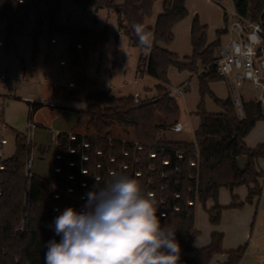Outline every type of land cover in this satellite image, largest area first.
I'll return each instance as SVG.
<instances>
[{
    "label": "trees",
    "instance_id": "16d2710c",
    "mask_svg": "<svg viewBox=\"0 0 264 264\" xmlns=\"http://www.w3.org/2000/svg\"><path fill=\"white\" fill-rule=\"evenodd\" d=\"M73 1L118 14L120 26L132 45L142 50L138 72L158 80L157 94L149 100L140 95L142 102L138 104L135 94L122 96L96 89L95 82L84 72L85 62L89 54L103 52L107 33L59 23L61 0H0V18L6 23L8 42L15 33H24L27 10L46 7L40 22L44 24L46 19L51 38L65 36L69 64L76 69L74 86L65 90L62 99L83 104L76 110L75 126L56 135L51 180L31 170L27 173L32 148L27 134H18L14 154L0 159V264H45L46 243L60 239L49 227L54 218L66 207L84 210L86 193L96 183L95 176L107 181L114 171L138 177L145 189L154 193L162 225L170 224L176 230L175 239L181 249L178 264H208L221 253L227 254L222 264H240L248 243L225 250L223 232H212L211 242L204 247L194 245L199 233V203L208 210L210 222L218 225L225 209L242 208L245 204L234 194L231 204L222 205V188L233 191L248 187L246 202H253L262 194L264 169L259 161L264 160V143L250 147L245 140L257 122L264 120L262 104L256 99L244 100L245 116L241 118L231 95L219 98L210 88L212 81L222 79L216 51L222 43L221 35L227 33L226 27L219 29L218 38L208 43L207 25L196 16L191 30L193 53L181 58L165 45L174 40V26L188 14L187 0H163V11L154 25L147 19L155 0ZM232 1L246 19H264V0ZM137 23L144 25L151 42L148 53L133 30ZM36 37L35 31L34 46ZM172 66L190 70L200 81V124L192 141L171 137V127L181 115L168 77ZM206 94L212 96L220 111L205 109ZM40 151L45 154L47 148L40 147ZM242 156L248 157L244 170L238 164ZM209 202L213 204L207 208Z\"/></svg>",
    "mask_w": 264,
    "mask_h": 264
},
{
    "label": "rangeland",
    "instance_id": "374dc122",
    "mask_svg": "<svg viewBox=\"0 0 264 264\" xmlns=\"http://www.w3.org/2000/svg\"><path fill=\"white\" fill-rule=\"evenodd\" d=\"M187 6L188 15L180 20L178 25L176 24L174 40L169 44L177 49L180 57H184L186 54L191 56L193 53L191 30L194 18L197 16L202 24L207 25V40H216L219 28L226 27V12L234 6V3L232 0H187ZM162 7L163 0H155L153 12L147 19L150 25L155 24ZM46 10L43 5L27 10L24 33H15L10 42L7 41L6 23L0 18V40L4 43L3 46H0V73L4 72L6 75L5 80L0 79V117H2L0 118V140L2 138L7 140V144L1 149L3 155L0 156V159L14 154L17 135L27 134L28 122L34 118L31 112V104L24 97L33 98L42 104L54 101L59 102L58 105L69 104L77 108L83 105L66 102L62 99V96L66 94L65 90L71 88L68 87V82L73 80L76 69L73 70L69 64L68 45L65 36H55L56 42L52 43L51 37L48 35L46 19H44V24L40 22L41 13ZM58 21L64 25L107 33V43L103 52L101 54L98 52L89 54L85 62L84 72L88 78L95 82L96 89L99 88L102 91L122 96L140 94L147 100L153 99L157 94L155 87L158 80L147 74L138 73L137 67L141 49L130 43L128 35L120 26L119 16L116 12L106 8L96 10L90 5H82L73 0H61ZM188 24L189 27L187 28L190 29V35L186 41L188 29H185V26ZM35 31L37 35L36 47L33 38ZM228 37L227 33L221 35L222 43ZM186 50L189 53H186ZM60 60H65L68 64L61 65ZM191 74L192 72L188 69L180 70L174 66L170 67L168 71L171 91L182 82L186 80L189 82L188 90L183 95L179 96L173 93L181 107L182 122L187 125L184 132L171 135V137L178 139L183 137L194 139L195 130L198 129L200 123L197 114L198 106L202 102L200 81L195 73H193V77ZM57 85L58 87H55ZM146 88L151 90L148 92L149 94H144ZM210 88L219 98H226L230 94L228 83L224 78L212 81ZM241 95L245 101L255 99L256 90L252 81H245ZM43 107L51 109L49 110L52 111L49 112L50 114L64 109L62 106L49 108L43 105ZM204 107L209 112L221 110V107L209 94L204 97ZM262 108L264 113V104ZM49 113L46 112L48 117H50ZM2 122L6 125L2 126ZM47 126L50 127V125ZM260 128L264 129V121L261 122L256 131ZM45 136L43 141H38L37 138L35 141V137H33L32 152L35 159L32 163V170L51 180L54 173L56 153L54 142L56 139L54 138L56 136L54 137L51 131ZM34 142H37L38 145L35 146ZM40 142L46 144L44 145L47 148L45 154L40 151ZM245 187L240 186L233 191L226 187L222 188L219 193L220 202L223 204L232 202V196L235 194L243 197L245 201L244 206L238 208L239 210H244L247 206L255 208L256 202H246L247 195L245 197L244 195L247 189ZM212 204V202L207 203V208H210ZM229 209L231 208L225 210ZM255 221L256 216L254 215L248 227L247 235L249 237L252 235ZM196 226L199 233L195 239V246H200L202 239L211 237V231L217 229L210 222L208 210L200 203L196 207Z\"/></svg>",
    "mask_w": 264,
    "mask_h": 264
},
{
    "label": "clouds",
    "instance_id": "9594fccd",
    "mask_svg": "<svg viewBox=\"0 0 264 264\" xmlns=\"http://www.w3.org/2000/svg\"><path fill=\"white\" fill-rule=\"evenodd\" d=\"M133 30L150 51L144 25L133 24ZM95 181L84 210L66 207L49 226L60 239L46 243L45 264H178L176 230L162 225L154 193L124 172L103 182L96 175Z\"/></svg>",
    "mask_w": 264,
    "mask_h": 264
},
{
    "label": "built area",
    "instance_id": "2783aa9c",
    "mask_svg": "<svg viewBox=\"0 0 264 264\" xmlns=\"http://www.w3.org/2000/svg\"><path fill=\"white\" fill-rule=\"evenodd\" d=\"M220 1V0H218ZM226 29L229 35L228 39L218 47L216 53V65L220 76L224 78L230 88V93L235 103L239 117L245 116L244 99L241 95L242 87L246 80L253 82L256 90V101L264 104V19L259 22H252L243 17L236 9L235 5L226 12ZM51 42H56L55 38H51ZM4 45L0 40V46ZM78 47H81L78 44ZM61 65H65L66 61L61 60ZM0 79L5 80L4 72L0 73ZM74 83L69 82L68 87H73ZM55 87H58L55 86ZM188 90V83L185 82L174 88L171 92L179 96ZM31 104V112L34 111V105L39 103L33 98L24 97ZM136 103H141L140 94H135ZM50 107H61L55 102H49ZM6 124L2 122V126ZM37 124L33 119L28 122L27 140L32 146L34 131ZM174 132H181L183 125L177 122L171 127ZM7 143L5 138L0 140V147ZM3 153L0 149V156ZM33 163V152L29 155L27 163V173ZM2 169L3 166L0 165ZM262 194H264V180L262 186Z\"/></svg>",
    "mask_w": 264,
    "mask_h": 264
},
{
    "label": "crops",
    "instance_id": "0c3cea01",
    "mask_svg": "<svg viewBox=\"0 0 264 264\" xmlns=\"http://www.w3.org/2000/svg\"><path fill=\"white\" fill-rule=\"evenodd\" d=\"M211 2H213V1H211ZM186 5H187V1H186ZM187 8H188V6H187ZM162 11H163V7H162V10L160 11V13ZM177 25H178V23H177ZM177 25L174 26L173 32H175ZM187 27H189V24L185 26V29H188L186 32V35H187L186 41H188L189 35H190L189 34L190 29ZM219 29H222V28H219ZM213 41H214V39L208 40V43H211ZM165 46L169 50H171L172 52L178 54L177 49H174L172 45H165ZM186 51H187L186 53H189L188 50H186ZM141 53H142V50H141ZM186 56H190V55L186 54L184 57H186ZM184 57H181V58H184ZM137 70H138V67H137ZM191 76L193 77V73L191 74ZM69 82H72V81H69ZM185 82L188 83V87H189V82L187 80L182 82L181 84H183ZM147 88H149V87H147ZM147 88H146V92L144 94L151 92V90H147ZM149 89H151V88H149ZM229 91H230V88H229ZM229 95H231V93ZM55 103L58 104L59 102H55ZM43 105L48 106L49 108H55V107H50L48 105V103L42 104L39 102V103L34 105L35 107H34V111H33L32 115H34L33 119H34L35 123H37V127L34 131L35 141H36V138L38 139V141H43V139L46 137L45 134H48L50 131L54 134V137L59 132H68L77 123V120H78V114L76 111L78 109L77 107H73L69 104H62V105H60V106L64 107V109H62V111H57V112L50 114L49 112H52V111H49V110H51V109L44 108ZM46 112L50 114V117H48L46 115ZM0 118H2V117H0ZM262 121H264V120L258 121L256 126L254 127V129L246 137L245 140H246V143L248 144V146L256 147L258 144L264 143V129L260 128L256 131L257 127L261 124ZM179 122L182 123L183 130L181 132H173V134H176V133L180 134L187 129V125L182 122V114L180 115ZM47 125H50V127ZM54 139H56V138H54ZM179 139L190 140V141L193 140V138L189 139L187 137H183V138H179ZM54 142H55V140H54ZM34 143H35V146L38 145L37 142H34ZM44 143L45 142H40V144H39L40 147H45L44 145H46V144H44ZM4 145H2L0 147V149H2V147ZM32 145H33V142H32ZM55 156H56V153H55ZM34 159H35V155L33 154V161H34ZM259 164H260V167L262 169H264V160H260ZM30 170L32 172L38 173L37 171L32 170V166H31ZM245 188L247 190H246L244 197L248 193V187H245ZM237 196H239V199L241 201H244L243 197H241L240 195H237ZM254 202H256V207L254 206L255 208H253L252 206H249V207L247 206L246 209H244V210H239L238 208L225 210L222 214L223 217L221 218V223H219L218 226L214 225V227L216 226L217 229H213L211 231V234L214 231H220V232L224 233L223 247L225 250L236 249L239 246L248 243L246 252H245L243 258L241 259L240 264H264V194H261L259 197H256L254 199L253 203ZM221 204L222 205H229V204H231V202L230 203L225 202L224 204L223 203H221ZM254 215L256 216V221H255V225L253 228L252 235L249 237L247 235L248 227H249L251 219ZM218 227L220 228L219 230H218ZM210 242H211V237H204L202 239L201 245L195 246V247L201 248V247L208 245ZM194 245H195V241H194ZM226 259H227L226 253L217 254L214 256V258L208 264H222Z\"/></svg>",
    "mask_w": 264,
    "mask_h": 264
},
{
    "label": "water",
    "instance_id": "95a60500",
    "mask_svg": "<svg viewBox=\"0 0 264 264\" xmlns=\"http://www.w3.org/2000/svg\"><path fill=\"white\" fill-rule=\"evenodd\" d=\"M247 161H248V157H247V156H242V157H240V158L238 159V164H239V166H240V168H241L242 170L245 169V166H246V164H247Z\"/></svg>",
    "mask_w": 264,
    "mask_h": 264
}]
</instances>
